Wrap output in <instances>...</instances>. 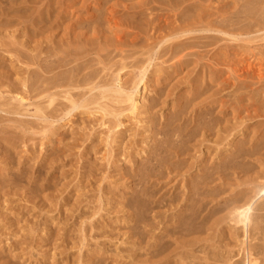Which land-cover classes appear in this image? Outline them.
<instances>
[{
  "label": "rangeland",
  "instance_id": "obj_1",
  "mask_svg": "<svg viewBox=\"0 0 264 264\" xmlns=\"http://www.w3.org/2000/svg\"><path fill=\"white\" fill-rule=\"evenodd\" d=\"M138 1L0 0V70L12 72V78L16 82H18L17 77L27 75L25 72L27 70L40 72L43 77H48L50 82L53 80H57L56 83L58 82V87L52 90L56 95L51 104L48 103L47 97H39L36 94L37 91H33L31 94L28 93V97H26L23 104L15 102L17 109L22 113V116L16 115L17 117H15L19 121L0 122V136L3 138L0 140V183L4 187H0V264H135L137 260L146 257L143 247L146 246L145 244H147L152 234L164 228L165 223V225L171 224V222H157L156 220L161 219L162 215L157 217L156 223L149 222L152 223V226L147 228L143 222L140 223L141 227H135L136 223L128 222L129 220L125 222L127 220L126 214H134L135 212V206L132 205L134 202L132 199L134 188L150 191L152 185L156 183V176L154 175L150 176L151 181H153L151 185V181L150 183H144L140 178L143 174L140 169L147 155L143 148L148 146V144H145L148 141L146 138L150 137L149 134L151 135V133L148 134L151 125H148L150 122L145 121L146 115L141 114V105L144 102L148 105L159 93L162 95V99L166 97L168 91L172 93L167 98L169 99L168 106L161 108L160 103V107L158 105L155 108L154 119L159 125V121H164L163 118L161 119L163 110L165 109L164 112H167L173 103L174 97L180 93H185L190 88L188 83L197 78L194 73L189 74L194 63L192 65V62H189L188 66L183 65V69L181 67L177 70L176 68H169L176 61V59L170 58L169 55L153 59L152 62L155 66L151 65L147 71L148 82L145 80L146 84L142 82L139 85L138 101L143 102L136 112L131 110L130 102L126 101L125 97H123L122 102H116L114 97L103 98L102 90H99V88L91 92L89 87H80L71 88V94L75 98L87 100L86 106H79L70 113L68 109L71 103L64 98L66 94L62 92L64 89H62L61 84L59 85L62 82V70L65 72V70H70L71 66H74L73 63L62 67V57L66 55L62 48L67 46V40L62 42V36L64 35L62 33H64V27L68 23L65 16L69 14V6L74 5L75 8L78 7L80 10H84V13L89 7L90 11L94 10L96 14L102 15L103 21H101L100 27L104 31L105 28L109 30L108 22L105 19L115 17L123 30L121 34L126 32L129 36V32L134 30L129 19L131 9H128L125 5L136 4ZM144 1L149 9L144 17L136 19L137 22H143L139 25L140 29L147 31L146 19L148 18H154V22L158 23L163 17L175 15L172 12L171 3L167 0ZM197 1H201L204 5L211 4L214 6L215 4V6H220L219 0ZM91 5L95 7L92 8ZM104 15L105 17H103ZM259 32L261 33L259 34ZM259 32H253V35L247 37L222 35L219 44L228 55L225 56L226 63L224 64L216 66L215 63L212 64L209 60L211 53H207L206 50L211 49V46L206 49L201 48V54H196L193 58H199L201 64L209 65L210 67H207V69L210 70L209 68H211L213 73L217 67L224 69L222 73L224 79L231 76L232 79L239 82L241 79L238 80L231 70L237 63L234 64L237 58L235 55L240 52L246 60H250L249 62H256V57L264 53V30ZM205 34L213 36L215 33L208 32ZM127 36L123 37L124 42H128ZM207 40L212 41L213 39H205V41ZM96 41L101 45H95L96 49H92V54L86 58L89 59V65L91 66L87 71L97 70L99 77L112 81L116 77L118 68L125 64L126 67L121 71V75L124 76V81H127V86H132V81L138 73L136 67L140 65V63L135 64L134 58L142 62L148 57L140 54L143 50L142 44L133 46L129 43L122 48L120 45L119 48L114 49L111 46L104 45L102 39ZM62 43H64L63 46ZM89 47L93 48L91 45ZM100 47H102V50H97ZM79 49L82 50V48ZM97 53L100 55H97ZM123 57H126V60H123L125 59ZM233 58L234 62L232 61ZM99 60L103 62L100 63ZM103 63H106L105 69ZM27 64H30V66H27ZM10 66L12 69L9 68ZM46 67H48L47 72L45 71ZM188 67L190 68L188 69ZM159 68H162V72L160 71V75L156 73V78L152 77V74L149 75L152 70ZM50 69H53V71L49 73L48 70ZM184 70L188 71H185L184 74ZM181 74L182 76H177ZM170 76L175 77L171 79ZM156 79L161 80L157 83ZM172 80L175 82H172ZM170 81L171 84L173 83L172 85ZM248 84L246 87L241 88L239 92L237 91L236 94H233L234 86L226 87L220 92V95L224 100H232L236 96L234 101H238L241 96H244L243 103L241 102L242 106H250L252 112L258 108V112L260 110L259 114H251L248 118L244 117L246 116L244 114L246 112H244L239 115L241 117L238 116L236 120H233L236 126H233V121L228 123L229 128L225 132L226 137L221 146L215 145L213 140L200 144L199 148L203 149L202 154L198 152L196 154L200 156L199 158L206 155L204 163L210 162L214 165L215 161L211 156L213 157L215 154V149L218 147L230 149L227 145L232 143L233 138H238L236 140L240 141L244 137V129L246 136L259 135L255 137L254 143H257V141L259 143L258 139L264 136V132H262L264 131V112H261L264 111V92L261 90L264 83L261 85ZM257 85L258 87L261 86L260 90L257 89ZM149 87L154 89H149ZM17 89H20V86ZM242 91L244 92L242 93ZM245 98L248 99L245 101ZM171 101L172 103H170ZM234 101L233 106L235 105ZM40 104L46 106L45 112H47L49 118L39 119L34 115ZM100 104L107 106V114L101 110ZM67 106H69L68 109ZM228 116V118L231 117V115ZM230 124L232 125L230 126ZM246 129H249V131ZM7 137H12L13 142L11 144L9 143L11 140L9 141ZM5 138L7 141H5ZM207 146L210 147L209 151L211 153L207 151ZM263 150H258L256 147L253 149L256 152L255 155L249 156L250 159H255L253 164L247 161L248 166L246 163L237 165L238 170L241 171H247L250 168L246 175L243 176L244 173L242 172L240 176L247 179L254 177L256 172L259 171V165L264 167ZM193 151L195 152V150ZM203 152L206 154H203ZM194 155L189 156L188 162H195L197 165V159ZM3 156H6L7 162L11 160L8 161L9 157L12 158L13 162L11 160L10 165H8L10 170L1 163ZM196 165L192 168L194 172L197 171ZM243 177L228 175L225 185L227 188L224 187L222 197H231L249 186L248 183L251 181H246ZM235 180H238L239 183ZM164 208L166 209L167 206L162 207V209ZM154 209L159 210L160 208ZM226 211L223 209L215 217L226 215ZM146 216L148 219L150 218V214H146ZM12 222H14L13 225ZM220 222V225L224 227V239L211 240L210 244L224 245L220 247V250L225 252V255L220 257L223 259L226 256V251H228L227 243L230 241L227 234L230 233V231L228 232L230 222L229 218H224ZM210 223L212 224V222ZM148 229H151V232L144 234V231L146 232ZM210 232L214 233L213 230ZM172 235L174 239L177 237L178 241L181 240L180 233L176 232ZM140 245H142L141 249ZM135 252L138 253L136 256L133 255ZM239 257L240 255H237L236 259H240ZM220 258L216 261L212 260V262L215 264L223 263ZM241 263L243 264V262Z\"/></svg>",
  "mask_w": 264,
  "mask_h": 264
},
{
  "label": "bare ground",
  "instance_id": "obj_2",
  "mask_svg": "<svg viewBox=\"0 0 264 264\" xmlns=\"http://www.w3.org/2000/svg\"><path fill=\"white\" fill-rule=\"evenodd\" d=\"M167 1L171 3L172 12H174L173 14L175 15L163 18L160 17L162 19L158 23L154 22V18L146 19L147 31L142 28L140 29L139 25L143 22H137L136 20L138 17H144L146 11L149 9V7H146L147 3L144 0H139L136 4L134 3L135 5H125L128 9H131V17L129 19L133 25L131 27L134 30L133 32H129V36H127L126 32L121 34L123 30L115 17L112 16V18L108 17L105 19L108 22L109 30L105 28L107 31H104V29L100 27L101 21H103L102 15L96 14L94 10L90 11L89 7H87L84 13V10H80L78 7L75 8L74 5L69 6V14L65 16L68 23H66V27H64L65 30L63 28L64 33H62L64 34L62 36V42L67 40V46L62 48V51L66 54L62 57V67L73 63L74 66H71V69H67L65 72L62 70V82L59 81V85L61 84L62 89H64L62 92L66 94L64 98L71 103L70 107L67 106V109L69 107L68 110H70L69 112L71 113L72 110L77 109L79 106H86L87 102L85 99L81 100L75 98V96L71 94V88L89 87L91 92L94 89L96 90V88H99V90L101 89L103 98L114 97L116 102H122L123 97H125L126 101L130 102L131 110L136 112L143 102L138 101L139 85L142 82L146 84L145 82L148 80L146 77L147 71L151 65L155 66L152 62L153 59L169 55L170 58L176 59L169 68H176L177 70L183 65L188 66L189 62H192V65L194 63L193 67L190 68V66L188 69H191L189 74L192 75V73H194V75H197V78H194V81L188 83L190 88L187 89L185 93H180L174 97L172 100L173 103L172 101L170 102L172 103L171 107H167V112H164L165 109L163 110L161 119L163 118L164 121H159V125L154 119L156 113L155 108L160 103L162 105L161 108L168 106L169 99L167 98H169L172 93L168 91L166 97L163 99L162 95L159 93L148 105L145 102L141 105V114L146 115L145 121L151 123H148V125H151L149 126L151 130H149L148 134L151 133V135L149 134L150 137L147 136L148 138H146L148 141H146L145 144H148V146L143 148L147 155L140 169L143 173L140 178H142L144 183H150L152 180L150 176L154 175L156 176V183L152 185L150 191L134 188L132 195L134 202L132 205L133 207L135 206V212L134 214H126L127 220H125V222L128 220V222H135V227H139L140 223L143 222L147 228L152 226V223L149 222H155L157 217L162 215V218L156 221L171 222V224L165 225V223L164 228L160 229L159 227L160 231L152 234L147 244H145L146 246L143 247L146 257L137 260L135 264H215L212 260L216 261L222 255H225V252L220 250V247L224 245L218 246L214 243L210 244V242L211 240L224 239V227L220 225V221L224 218H229L230 223L228 232L230 231V233L227 234L230 241L229 243L226 242L228 251H226V256L223 257V259L220 258L223 263L219 264H242L241 262H243V264H264V167L259 165L261 169L259 168V171L256 172L254 177L248 179L243 176L250 171V168H248L247 171H241L238 170L237 167L238 164H247V161L251 164L255 162V159H250L249 156L255 155L256 152L253 151L255 147L258 150L264 149V136L258 139V144L254 143L255 137L259 135L253 134L251 137L246 136L244 129V137L241 138L240 141L236 140L238 138H233L232 143L227 145L230 149L226 147H218L215 149V154H212L213 157L211 156L216 162V164L214 162V165L210 164V162H203L206 155L199 158L200 156L196 154V152L202 154L201 151L203 149L199 147L200 144L206 141L213 140L215 145L221 146L226 137L225 132L229 128L227 124L236 120L242 113L246 112L244 113L246 114L244 117L248 118L251 114H259L260 110L258 112V108L254 109L256 112L254 114V111L252 112L250 110V106H242L241 102L244 96H241L238 101H234L236 96L232 100H224L220 92L226 87L234 86L233 94H236L241 88L249 85L248 83L263 84L264 53L256 57V62L253 60L255 63L246 60L240 52L236 53L235 56L237 58L235 62L234 58L232 61L234 64L237 63L231 70L238 80L241 79L239 82H236L231 76H229L228 79H224L222 77L224 69L217 67L213 73L211 68H209L210 70L207 69V67H210L209 65L201 64L199 58H193L196 54H201V48L206 49L211 46V49H207L206 52L211 53L209 55V60L212 64L215 63L217 66L226 63L225 56L228 55L225 49L219 44L220 39L223 37L222 35L247 37L253 32L264 30V0H219L220 6H215V4L214 6L211 4L204 5L201 1L197 0ZM93 7L95 6H92V8ZM150 14L152 15V13ZM105 15L103 17H105ZM179 17L181 18L180 20ZM137 28H139V30H137ZM109 31L111 32L109 33ZM208 32H213L215 34L213 36L205 34ZM260 33L261 32H259V34ZM124 36L128 37V42L122 40ZM209 38L213 40L205 41V39ZM101 39L104 41V45H108V47L111 46L114 49L119 48L120 45L122 48L129 43L133 46L140 43L142 44L143 50L140 54L147 55L148 57L142 62L134 58L135 64L140 63V65L136 67L138 73L132 81V86H127V81H124V76L121 75V71L126 67L125 64L122 65L121 68H118L116 77H114L112 81L104 77H99V72L97 70L87 71L91 66L89 65V59L86 58L92 54V49H96L94 47L95 45H101L100 43H96V40L100 41ZM89 44L93 48H90ZM63 45L64 43H62V46ZM79 48H82V50ZM101 48L102 47L97 50ZM97 55L100 54L97 53ZM123 58H125L123 60H126V57ZM99 62L101 63L103 61L99 60ZM145 62L146 64L144 65ZM105 65L106 63H103L104 69ZM27 66H30V64H27ZM9 68H11V66ZM47 68L48 67H46L45 71ZM48 71L50 73L53 69ZM160 71L162 72V68L152 70L149 75L152 74V77H155L156 73L160 75ZM185 71L188 70H184V74ZM25 72L27 75L20 78L17 77L18 82H16V80L12 78V72L0 70V122L19 121L15 119V117H17L16 115L22 116V113L17 109L15 102L23 104L24 101H26V97H28V93L31 94L33 91H37L36 94L39 97H47L49 104L54 101L56 94L52 90L58 87V82H55L57 80L50 82L48 77H43V75L37 71L32 72L31 70H27ZM182 74L177 76H182ZM170 77L173 79L172 77L175 76ZM160 80L156 79V82L159 83ZM172 82L175 81L172 80ZM18 86H20V89H17ZM260 87L261 86L258 87L257 85L258 90H260ZM152 88L149 87V89ZM261 90L264 92V87H262ZM244 91H242V93ZM246 99L248 98H245V101ZM233 101L235 103L234 106ZM247 102H245V104ZM100 108L106 112V114L108 113L105 104H100ZM45 109L46 106H41L40 104L34 115L39 117V119L49 118ZM261 112L264 111L262 110ZM228 115H231V117L228 118ZM237 122H239V120H237ZM256 122H258V120H256ZM232 124L236 126L234 121ZM232 124H230V126ZM247 131H249V129ZM239 134L241 135V133ZM7 138L10 141L12 137ZM2 139V136H0V140ZM5 141H7L6 138ZM12 142L13 140L9 143L11 144ZM254 144L256 145L254 146ZM147 148L148 150L146 151ZM206 149L209 151L210 147L207 146ZM193 150H195V152ZM203 154L206 153L203 152ZM191 155L196 157L197 165L195 162H188V158ZM5 157L6 156H3V158H1V163L10 170L8 165H10L12 158L9 157L8 161L9 159L11 160L7 162V158ZM260 157L261 159L264 158H262V156ZM195 165L196 172L192 171ZM242 172L244 174L240 176ZM228 175H236L240 178L243 177L246 181L251 182L248 183L249 186L243 188L240 192L235 193L231 197L224 198L222 197V192L224 191ZM182 181L183 183L181 184ZM236 181L239 183L238 180H235V182ZM235 182L233 183L235 184ZM152 183L153 181H151L150 185ZM1 186L2 184L0 183V187ZM163 206H167V208L162 209ZM157 207L160 209H154ZM223 209L227 210V214L215 217L216 214ZM146 214H150L149 219ZM209 222H212V224H209ZM13 224L14 222H12V225ZM151 229L146 230V232L144 231V234L151 232ZM212 230L214 233L210 232ZM176 232L180 233V241L177 240V237L175 239L173 238L172 234ZM140 244L142 243L140 242ZM140 246L141 249L142 245ZM137 252L133 255L136 256L138 254ZM237 255H240V259H236Z\"/></svg>",
  "mask_w": 264,
  "mask_h": 264
}]
</instances>
